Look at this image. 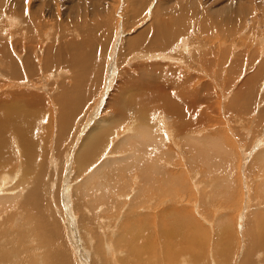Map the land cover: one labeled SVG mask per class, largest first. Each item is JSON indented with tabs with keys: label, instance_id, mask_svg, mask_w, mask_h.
<instances>
[{
	"label": "rangeland",
	"instance_id": "rangeland-1",
	"mask_svg": "<svg viewBox=\"0 0 264 264\" xmlns=\"http://www.w3.org/2000/svg\"><path fill=\"white\" fill-rule=\"evenodd\" d=\"M5 109L38 127L0 132V264H264V0H0Z\"/></svg>",
	"mask_w": 264,
	"mask_h": 264
},
{
	"label": "bare ground",
	"instance_id": "bare-ground-1",
	"mask_svg": "<svg viewBox=\"0 0 264 264\" xmlns=\"http://www.w3.org/2000/svg\"><path fill=\"white\" fill-rule=\"evenodd\" d=\"M230 7V6H229ZM155 10V9H154ZM238 10H240V9H238ZM95 24H97V23H95ZM93 25V24H92ZM86 26V25H85ZM95 26V25H94ZM81 27V26H80ZM82 30H84V29H82ZM91 32V31H90ZM159 33H161V31H158ZM81 33V32H80ZM82 33H84V32H82ZM87 33V32H86ZM92 33V32H91ZM88 34V33H87ZM161 36V35H160ZM79 37V36H78ZM81 38V37H80ZM84 38V37H83ZM88 38V36L86 37V39ZM122 38V37H121ZM82 39V38H81ZM121 40V39H120ZM73 41V40H72ZM84 41V40H83ZM82 41V42H83ZM116 41V40H115ZM69 43L68 44H70V40L68 41ZM84 42H86V40L84 41ZM16 44V43H15ZM74 44V43H73ZM81 43H79V46H81L80 45ZM83 44H85V43H83ZM88 45H89V43H87ZM135 44V43H134ZM78 44H76L75 46H77ZM2 46V45H1ZM15 48H16V46H14ZM3 48V47H2ZM133 48V47H132ZM6 49V48H5ZM22 49V48H21ZM63 49V50H62ZM62 49H60V50H58V51H60L59 53V55H58V59H60V65H63V66H65V67H67V68H69V69H74V68H78V67H82V70L84 69V68H86V66L83 68V66L85 65V60H83L82 59V56H79V54L82 52L81 50L83 49H85V47H72V45H65L64 47H62ZM2 50V49H1ZM114 50V49H113ZM8 51V50H7ZM26 51V50H25ZM86 51V50H85ZM5 52V51H4ZM57 52V51H56ZM3 53V52H2ZM24 53V52H23ZM41 53V52H40ZM83 53V52H82ZM6 54V56H8L7 55V53H5ZM15 54V53H14ZM48 55V54H47ZM51 55V54H50ZM81 55V54H80ZM24 57V56H23ZM26 57V56H25ZM21 58V57H20ZM19 59V58H18ZM23 60V59H22ZM28 61V60H27ZM47 61H49V60H47ZM51 61V60H50ZM56 61V60H55ZM92 61V60H91ZM90 61V62H91ZM12 62V61H11ZM32 62V61H31ZM51 63V62H50ZM49 63V64H50ZM62 63V64H61ZM93 64H94V62H93ZM4 65V64H3ZM92 65V64H91ZM95 66V68H96V66L97 65H93L92 67H91V69H90V71L93 69V67ZM25 67V66H24ZM63 68V67H62ZM79 69H81V68H79ZM29 70V69H28ZM94 70H96V69H94ZM7 71H8V69H7ZM76 71V70H75ZM75 71H72V72H75ZM80 71V70H79ZM59 72V71H58ZM83 72H84V70H83ZM8 73V72H7ZM91 73H92V71H91ZM80 74H82V73H80ZM93 74V73H92ZM49 75V74H48ZM17 76V75H16ZM70 76H72V75H70ZM73 76L75 77V75L73 74ZM80 76V75H79ZM12 77V76H11ZM85 77V76H84ZM88 77V76H87ZM91 77V76H90ZM98 77V76H97ZM6 78H8V77H6ZM66 79V78H65ZM72 79H74V78H72ZM85 79V78H84ZM88 79V78H87ZM86 80V79H85ZM81 81V80H80ZM75 82V81H74ZM79 82V81H78ZM77 82V83H78ZM67 83V82H66ZM8 84V83H7ZM84 85H86V84H84ZM63 86H64V84H63ZM60 87V86H59ZM70 88V87H69ZM51 90H53L52 88H51ZM71 90V89H70ZM8 91V90H7ZM68 91V90H67ZM12 92V91H11ZM64 93H67V92H64ZM70 93V92H69ZM103 93V92H102ZM12 94H14V92L12 93ZM68 94V93H67ZM244 94V93H243ZM65 95V98H67V96H68V99H70V101H72V96L71 95H67L66 96V94H64ZM64 95L61 97L62 99H63V97H64ZM12 96H15V95H12ZM61 96V95H60ZM83 96V95H82ZM70 97V98H69ZM87 97V96H86ZM85 97V98H86ZM64 98V99H65ZM88 98V97H87ZM59 99V98H58ZM61 99V100H62ZM67 99V102H66V100H62V101H65L66 103H68V104H70L71 102L69 101ZM78 99V98H77ZM139 99V101L137 102V106L131 111L133 114H136L137 112H140L139 113V116H140V125L141 124H143V122H144V120H145V118H146V113L145 112H147V111H149V104H148V102H147V99H144L142 96L140 97V98H138ZM56 100V99H55ZM60 100V102L62 103V101ZM89 100V99H88ZM7 101V100H6ZM80 101V100H79ZM57 102V101H56ZM70 102V103H69ZM18 103V102H17ZM73 103H74V100H73ZM72 103V104H73ZM11 104V103H10ZM13 104H15V103H13ZM63 104V103H62ZM97 104V103H96ZM60 105V104H59ZM65 105V104H64ZM71 105V104H70ZM13 106V105H12ZM36 106V105H35ZM66 106V105H65ZM64 106V107H65ZM9 107V106H8ZM46 107V106H45ZM93 107V106H92ZM96 107V106H95ZM67 108V107H66ZM12 109V108H11ZM8 110V109H5L4 111H1L0 112V132H1V130L2 129H7V130H9L10 132H12V133H16L17 135L19 134V136H20V140L22 141V149H23V151L25 152V153H28V151L29 150H31L32 149V146H33V143H31V140H32V136H33V134H34V132H36L35 131V128H37L38 126H36V127H34L33 125H32V122L33 121H31V122H29V117L25 114V113H22V114H20L19 115V112H18V110L19 109H16V110H14L15 112H12V110ZM65 109V108H64ZM93 109V108H92ZM19 111H21V110H19ZM100 111V110H99ZM59 113V112H58ZM92 113V112H91ZM47 115V114H46ZM62 115L63 114H61V117H62ZM90 117H92V116H90ZM90 117H88L89 119H90ZM50 118V117H49ZM63 118V117H62ZM65 118V117H64ZM134 118L135 119H137L138 118V115H135L134 116ZM47 120V119H46ZM51 120V119H50ZM86 121H88V120H86ZM132 121L133 122H129V123H132V124H134V120L132 119ZM104 122V121H103ZM58 123H60V122H58ZM87 124H88V122H87ZM68 126V125H67ZM107 126V125H106ZM90 127V126H89ZM139 127V126H138ZM141 127V126H140ZM147 127V126H146ZM41 128H42V126H41ZM145 128V126L143 127L142 126V128H139L140 130H146V129H144ZM110 129V128H109ZM148 129V128H147ZM70 130V129H69ZM103 130V129H102ZM86 131V130H85ZM104 131V130H103ZM149 131V130H148ZM125 132H128L127 134L125 133ZM125 132H123L125 135H126V137L123 139V137H122V140L120 141V142H122L123 144H126L127 142V144H129V143H131V139H139L140 138V135H139V131H137V130H135V128H134V130H133V128L132 127H128L127 126V128L125 129ZM156 132V131H155ZM155 132H153L154 133V135H158L157 133H155ZM6 133V132H5ZM69 133V132H68ZM3 135V134H2ZM35 135V134H34ZM42 135V134H41ZM80 135V134H79ZM124 135V136H125ZM1 136V135H0ZM36 136V135H35ZM59 136V135H58ZM57 136V137H58ZM159 136V135H158ZM12 137V136H11ZM160 137V136H159ZM19 138V137H18ZM36 138V137H35ZM38 138V137H37ZM36 138V139H37ZM40 138V137H39ZM55 138H56V135H55ZM66 138V137H65ZM44 139V138H43ZM75 139V138H74ZM82 139V138H81ZM3 140V139H2ZM4 141V140H3ZM19 141V140H18ZM33 141V140H32ZM40 141V140H39ZM38 141V142H39ZM97 140H96V136L95 137H89L87 140H86V142L87 143H89V145L87 146V148H85V150H87V153L88 152H90L92 155H93V151H89V149H91V148H89L90 147V144H91V142L93 143V145L95 144V142H96ZM156 141V140H155ZM155 141H153V142H155ZM162 141V140H161ZM196 141V140H195ZM80 142H82V141H80ZM157 142V141H156ZM159 142V141H158ZM2 143V141H0V144ZM4 143H5V141H4ZM36 143H37V141H36ZM118 143H119V141H118ZM161 143V142H160ZM38 144V143H37ZM37 144H35V145H37ZM40 144V143H39ZM71 144H72V142H71ZM127 144L125 145V146H127ZM145 145L147 144V141L144 143ZM143 144V147L145 146ZM153 144V143H152ZM157 144V143H156ZM162 145H163V143H161ZM7 145V144H6ZM34 145V146H35ZM114 145V144H113ZM131 145V144H130ZM129 145V146H130ZM159 145V144H158ZM39 146H41V145H39ZM46 146V145H45ZM115 146V145H114ZM113 146V147H114ZM8 147V146H7ZM71 147V146H70ZM77 147H79V149L81 148L80 146H77ZM112 147V148H113ZM116 147V146H115ZM146 147V146H145ZM144 147V148H145ZM160 147V146H159ZM34 148V147H33ZM128 148V147H127ZM126 148V149H127ZM144 148H142V149H144ZM125 149V148H124ZM128 149H130V148H128ZM193 149V148H192ZM54 150V149H53ZM116 150V149H115ZM131 150V149H130ZM149 150V149H148ZM148 150H147V152L146 153H148ZM201 150V149H200ZM217 150V149H216ZM6 151H7V149H6ZM10 151H11V149H10ZM81 151V150H80ZM117 151V150H116ZM128 151V150H127ZM126 151V152H127ZM132 152H133V150H131ZM152 151V150H151ZM150 151V152H151ZM163 151V150H162ZM121 152V151H120ZM119 152V153H120ZM130 152V151H129ZM165 152V151H164ZM167 152V151H166ZM10 153V152H9ZM22 153V152H21ZM24 153V154H25ZM42 153V152H41ZM47 153V152H46ZM118 153V154H119ZM131 153V152H130ZM205 153H207V152H205ZM205 153H204V155H205ZM91 154H89V155H91ZM109 154V153H108ZM116 154H117V152H116ZM134 154H135V151H134ZM151 154V153H150ZM213 154V153H212ZM3 155V154H2ZM1 155V156H2ZM23 155V154H22ZM36 155V154H35ZM82 155V154H81ZM91 155V157H93ZM111 155V154H110ZM96 156H98V155H96ZM104 156V155H103ZM116 156H118V155H116ZM122 156H125V153H124V155H122ZM122 156H120V157H122ZM127 156V155H126ZM134 156V155H133ZM158 156V155H157ZM206 157H207V155H205ZM211 156V155H210ZM4 157H6V155L4 156ZM91 157H88V158H91ZM107 157V156H106ZM112 157V156H111ZM111 157H110V159H111ZM132 157V156H131ZM202 157H204V156H202ZM201 157V158H202ZM86 158H87V156H86ZM124 158V157H123ZM134 158V157H133ZM135 158H137V157H135ZM134 158V159H135ZM41 159V158H40ZM108 159V158H107ZM203 159V158H202ZM206 159V158H205ZM212 159V158H211ZM210 159V160H211ZM83 160V159H82ZM117 160V159H116ZM120 160V158L118 159V161ZM144 160V159H143ZM108 161V160H107ZM126 161H128V160H126ZM133 161V160H132ZM206 161V160H205ZM205 161H203V162H205ZM102 163H104L105 162V159H104V162L103 161H101ZM144 162V161H143ZM218 162V161H217ZM83 163V162H82ZM128 163H130V161L128 162ZM150 163V162H149ZM207 163H209L208 162V159H207ZM220 163V162H219ZM219 163H217L216 164V162H214L213 164H216V165H219ZM99 164H101V163H99ZM112 164V163H111ZM7 165H8V162H7ZM82 165V164H81ZM122 165V164H121ZM123 165H124V163H123ZM125 165H127V162H125ZM130 165V164H129ZM207 165V164H206ZM221 165V164H220ZM102 165H98V167L95 169V170H93V172L90 174V176H86V179L84 180V181H88V180H90L91 179V177L92 176H94L95 174H96V176H97V172H99L100 171V167H101ZM112 166V165H111ZM114 166V165H113ZM210 166L212 167V162H211V165H210V163H209V165L207 166V167H209L210 168ZM18 167V166H17ZM79 167H81L80 165H79ZM120 167V166H119ZM123 167V166H122ZM144 167V166H143ZM160 167V166H159ZM213 167H215V166H213ZM212 167V168H213ZM218 167V166H217ZM216 167V168H217ZM117 168V167H116ZM20 169V168H19ZM105 169H107V168H105ZM110 169V168H109ZM108 169V170H109ZM118 169V168H117ZM136 169V168H135ZM63 170V169H62ZM97 170H99V171H97ZM119 170V169H118ZM139 170H141V169H139ZM143 170V169H142ZM157 170V169H156ZM212 170V169H211ZM13 171V170H12ZM24 171V170H23ZM65 171V170H64ZM105 171V170H104ZM126 171V170H125ZM17 172V171H16ZM22 172V171H21ZM95 172V173H94ZM106 172V171H105ZM154 172V171H153ZM18 173V172H17ZM125 173V172H124ZM133 173V172H132ZM141 173V172H140ZM98 175L100 176V172L98 173ZM147 175V174H146ZM96 176H94V177H96ZM139 176V175H138ZM148 176V175H147ZM108 177V176H107ZM144 177H146V176H144ZM98 178V177H97ZM97 178H95V179H97ZM140 178H141V175H140ZM143 178V177H142ZM142 178H141V180H142ZM148 178H150L149 176H148ZM152 178H153V176H152ZM66 179V178H65ZM98 179H101V178H98ZM107 179V178H106ZM130 179H131V177H130ZM5 180V179H4ZM68 180V179H67ZM102 180H104V179H101V181ZM16 181V180H15ZM96 181V180H95ZM108 181V180H107ZM124 181V180H123ZM143 181V183H144V179L142 180ZM145 181H147L146 179H145ZM90 181H88L87 183H89ZM97 182V181H96ZM138 182V181H137ZM17 183H18V181H17ZM103 183V182H102ZM148 183V182H147ZM149 183L151 184V180H149ZM67 184V183H66ZM84 184V186L86 185V183H83ZM97 186H98V182L97 183H95ZM162 184V183H161ZM170 184V183H169ZM95 185V186H96ZM100 185V184H99ZM107 185V184H106ZM105 185V186H106ZM141 185V184H140ZM143 185V184H142ZM196 185V184H195ZM2 186H4V185H2ZM2 186H1V188H2ZM93 186H94V184H93ZM96 186V187H97ZM109 186H110V184H109ZM118 186V185H117ZM37 187V186H36ZM88 188H89V185L87 186ZM103 187V186H102ZM107 187V186H106ZM111 187V186H110ZM149 188H151L150 186H148ZM226 187V186H225ZM245 187V186H244ZM99 188V187H98ZM140 188H141V186H140ZM148 188V190H147V192H148V194H150L149 193V189ZM37 189H38V187H37ZM101 189V188H100ZM99 190V189H98ZM103 190V189H102ZM111 190V189H110ZM4 191V190H3ZM35 191V190H34ZM92 191H95V189H94V187H93V189H92ZM100 191V190H99ZM143 191V190H142ZM150 191H152V189L150 190ZM98 192V191H97ZM131 192H132V190H131ZM135 192V191H134ZM137 192H139L138 190L135 192V193H137ZM235 192V191H234ZM103 193V192H102ZM120 193V192H119ZM2 194V193H1ZM9 194V193H8ZM11 194H13V193H11L10 192V195ZM115 194V193H114ZM117 194V193H116ZM121 194H122V192H121ZM125 194V193H124ZM126 194H128V193H126ZM130 194V193H129ZM128 194V195H129ZM140 194V193H139ZM3 195H5L4 193H3ZM14 195V194H13ZM151 195V194H150ZM190 195V194H189ZM39 196V195H38ZM117 196V195H116ZM137 196H138V194H137ZM67 197V194H65V198ZM29 198H31V197H29ZM32 199V198H31ZM67 199V198H66ZM124 199H126L125 197H124ZM39 200V199H38ZM65 200V199H64ZM262 200V199H261ZM264 200V199H263ZM35 201H37V200H35ZM66 201V200H65ZM196 201V200H195ZM30 202H33V199H32V201L30 200ZM38 202V201H37ZM257 202V201H256ZM260 202V201H259ZM67 203H68V201H67ZM65 204H66V202H65ZM190 204V203H189ZM234 204V203H233ZM41 204H39V205H37V206H40ZM245 205V204H244ZM261 205V204H260ZM259 205V206H260ZM25 206H26V204H25ZM28 206V205H27ZM112 206V205H111ZM234 206H238V205H235L234 204ZM239 207V206H238ZM42 208V207H41ZM61 208V207H60ZM260 208H261V210H262V208H264V206L262 207V205L260 206ZM43 209V208H42ZM233 209V208H232ZM245 210V209H244ZM32 211V210H31ZM33 211H34V209H33ZM32 211V212H33ZM167 211V210H166ZM165 211V212H166ZM171 211H173V210H171ZM36 212H37V210H36ZM199 212V211H198ZM248 212V211H247ZM258 212V211H257ZM264 211H262V213H263ZM27 213V212H26ZM35 213V212H34ZM38 213V212H37ZM41 213V212H40ZM168 213H169V211H168ZM173 213H174V211H173ZM238 213V212H237ZM29 214V213H28ZM32 214V213H31ZM36 214V213H35ZM188 214V213H187ZM241 214V213H240ZM255 214V213H254ZM259 214H261V213H259ZM26 215V214H25ZM36 215H39V214H36ZM238 215V214H237ZM262 215V214H261ZM32 216H33V214H32ZM242 216V215H241ZM251 216H253L252 214H251ZM258 216V215H257ZM151 217H153V216H151ZM168 217V216H167ZM172 217V216H171ZM224 217V216H223ZM40 218H41V216H40ZM250 220H251V218H252V220L251 221H254V223H255V221L256 220H253V218L254 217H248ZM259 218L260 217H258V220H259ZM158 219H159V217H158ZM172 219H173V217H172ZM37 220V219H36ZM160 220V219H159ZM158 220V222H160ZM162 220V219H161ZM170 220V219H169ZM168 221V220H167ZM172 220H170V222H171ZM178 221H180L181 222V220H179L178 219ZM165 222V221H164ZM164 222H161V223H163L164 224ZM180 222H179V224H180ZM259 222H261V220L259 221ZM37 223H38V221H37ZM186 223V222H185ZM189 224V223H188ZM197 224V223H196ZM199 224V223H198ZM37 225V224H36ZM190 225V224H189ZM188 225V226H189ZM262 225V224H261ZM11 226V225H10ZM174 226V225H173ZM186 226V225H185ZM219 226V225H218ZM172 227V226H171ZM170 227V228H171ZM193 227V226H192ZM261 227V226H260ZM222 228H224V226H222ZM227 228H228V226H227ZM226 228V226H225V230H224V232H227V229ZM263 228H264V226H263ZM172 229L174 230V228H171V229H169V230H171V233H172ZM219 229H220V227H219ZM262 229V228H261ZM261 229H259V230H261ZM164 230H165V228H164ZM263 231V229L261 230V232L259 233V235L257 234V236L256 237H258L259 238V240H260V242H264V233L262 232ZM157 232V231H156ZM160 232V231H159ZM169 232V231H168ZM177 233H180L179 231L177 232ZM177 233H173L172 234V236H177ZM196 233V232H195ZM250 234H252V232H250ZM249 234V235H250ZM1 235V234H0ZM3 235V234H2ZM1 235V236H2ZM4 236V235H3ZM171 236V237H172ZM38 237V240H39V242L42 244V243H44L45 241H44V239L40 236V235H38L37 236ZM170 238V237H169ZM2 239V238H1ZM183 239V238H182ZM165 240V239H164ZM176 240V239H175ZM185 242L186 243H189L190 244V239H189V237L188 236H185ZM227 240V243L225 244V246L228 244V238L226 239ZM230 240V239H229ZM247 240H248V238H247ZM255 240V239H254ZM166 241H167V239H166ZM249 241H251V240H249ZM164 242V241H163ZM169 243H172V241H170V242H168L167 243V245L165 246V250H163V252H164V254H168V256H169V259H171V258H174V256L173 255H171V251H169L170 250V248L172 247V246H170V244ZM252 243H254V242H252ZM259 243V242H258ZM257 243V244H258ZM181 244V243H180ZM184 244V243H183ZM188 245V244H187ZM248 245V244H247ZM223 246V245H222ZM228 246V245H227ZM260 246V245H259ZM182 247H183V245H182ZM250 247V246H249ZM249 247H247V248H249ZM183 248H186V245L183 247ZM183 248H181L180 250H177L178 251V253H182V252H185V249L183 250ZM226 248V247H225ZM228 248H229V246H228ZM252 248V247H251ZM221 249V248H220ZM220 249H218V250H220ZM223 249H224V247H223ZM245 249V248H244ZM243 249V250H244ZM231 250V249H230ZM134 251V250H133ZM162 251V250H161ZM174 251V250H173ZM189 251V250H188ZM224 251H226L225 249H224ZM227 251L229 252V250L227 249ZM256 251V250H255ZM262 251V250H261ZM264 251V250H263ZM132 252V251H131ZM187 252V251H186ZM226 253L227 252H223V255L222 256H226ZM230 253V252H229ZM243 253V252H242ZM134 254H135V252H134ZM188 254H190V253H188ZM218 254H220V253H218ZM228 254V253H227ZM140 255V254H139ZM133 256V255H132ZM194 256V255H193ZM197 256L199 257V255L197 254ZM220 256V255H219ZM228 256H230V255H228ZM257 256V255H256ZM131 257V256H130ZM134 257V256H133ZM162 257V256H161ZM188 257V256H187ZM232 258V257H231ZM137 259H138V256H137ZM224 259V258H223ZM229 260H231L230 258H228ZM143 261V260H142ZM187 261V260H186ZM221 261V260H220ZM233 261V260H232ZM239 261H240V259H239ZM261 262V261H260ZM187 263H188V261H187ZM129 264V263H128Z\"/></svg>",
	"mask_w": 264,
	"mask_h": 264
}]
</instances>
